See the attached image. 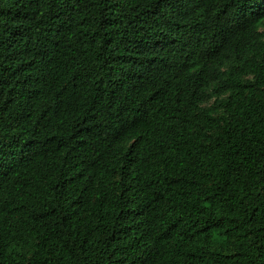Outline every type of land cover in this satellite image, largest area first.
I'll return each mask as SVG.
<instances>
[{
  "label": "trees",
  "instance_id": "obj_1",
  "mask_svg": "<svg viewBox=\"0 0 264 264\" xmlns=\"http://www.w3.org/2000/svg\"><path fill=\"white\" fill-rule=\"evenodd\" d=\"M264 0H0V264H264Z\"/></svg>",
  "mask_w": 264,
  "mask_h": 264
},
{
  "label": "rangeland",
  "instance_id": "obj_2",
  "mask_svg": "<svg viewBox=\"0 0 264 264\" xmlns=\"http://www.w3.org/2000/svg\"><path fill=\"white\" fill-rule=\"evenodd\" d=\"M262 30L264 31V28H262Z\"/></svg>",
  "mask_w": 264,
  "mask_h": 264
}]
</instances>
